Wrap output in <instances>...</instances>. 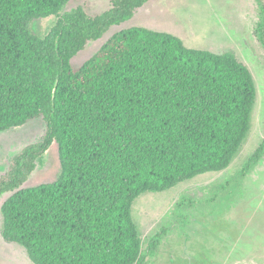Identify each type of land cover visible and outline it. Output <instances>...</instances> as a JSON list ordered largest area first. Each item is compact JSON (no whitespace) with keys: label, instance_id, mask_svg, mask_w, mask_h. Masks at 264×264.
<instances>
[{"label":"trees","instance_id":"trees-1","mask_svg":"<svg viewBox=\"0 0 264 264\" xmlns=\"http://www.w3.org/2000/svg\"><path fill=\"white\" fill-rule=\"evenodd\" d=\"M70 0H0V133L43 118V138L0 174L2 237L34 264H145L132 209L230 166L257 99L250 68L232 52L189 47L145 26L114 33L82 65L72 59L149 0H111L91 13ZM257 33L264 45V0ZM55 15L47 33L34 21ZM60 174L24 187L53 143ZM264 155V138L244 163Z\"/></svg>","mask_w":264,"mask_h":264},{"label":"rangeland","instance_id":"rangeland-1","mask_svg":"<svg viewBox=\"0 0 264 264\" xmlns=\"http://www.w3.org/2000/svg\"><path fill=\"white\" fill-rule=\"evenodd\" d=\"M87 5L91 13L111 7V0H70L61 13ZM260 7L256 0H149L128 20L109 27L73 59L82 65L114 33L145 26L178 35L189 47L230 51L251 70L257 99L251 129L230 166L183 181L162 192H145L132 214L142 241L145 264H264V155L248 171L244 163L264 138V45L257 33ZM56 16L33 23L47 33ZM43 118L0 133V174L25 146L40 141ZM55 142L38 160L24 187L54 181L60 174ZM11 193L0 196V264H34L25 248L1 234V206Z\"/></svg>","mask_w":264,"mask_h":264}]
</instances>
